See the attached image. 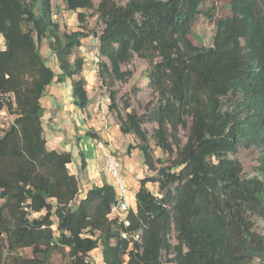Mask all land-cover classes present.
I'll return each instance as SVG.
<instances>
[{"label":"trees","instance_id":"1","mask_svg":"<svg viewBox=\"0 0 264 264\" xmlns=\"http://www.w3.org/2000/svg\"><path fill=\"white\" fill-rule=\"evenodd\" d=\"M64 1L78 20L69 33L53 19L51 0H0V113L14 117L0 127V264H51L54 254L60 264H92L97 248L103 264H264L257 224L264 221V1L225 0L230 14L217 18L208 0ZM79 10H92L101 30ZM200 16L215 27L207 48L189 38ZM90 36L98 39L107 110L122 135L138 139L128 152L138 149L154 174L139 180L126 216L125 231L140 233L139 241L122 239L123 227L108 217L113 187L92 186L79 199L71 152L49 150L43 134L41 99L53 82L70 81L80 111L90 103L84 60L70 61ZM43 41L57 74L40 52ZM135 58L148 65L152 99L143 114L131 108L135 92L119 96L117 88L132 77ZM145 123L155 126L150 136ZM150 140L166 158H153ZM244 144L259 152L252 177L231 157ZM78 157L83 171L82 151Z\"/></svg>","mask_w":264,"mask_h":264},{"label":"rangeland","instance_id":"2","mask_svg":"<svg viewBox=\"0 0 264 264\" xmlns=\"http://www.w3.org/2000/svg\"><path fill=\"white\" fill-rule=\"evenodd\" d=\"M98 1L99 0H93L95 6H97ZM118 1L121 2L122 0ZM51 4L53 8V19L59 23L61 31L69 33L78 30L77 14L67 10V6L64 0H51ZM207 5L208 7L213 6L215 18L220 16H227L230 14L229 6L227 4V1L225 0H208ZM78 12H83L87 14V25L89 28H95L97 32L101 30L102 25L96 22V18L93 16L92 10H79ZM214 31V24L209 22L206 18L200 16L192 27L189 34V38L194 45L203 46L207 48L212 45ZM2 47H4V44L3 39L0 35V49H2ZM40 52L43 58L45 59L46 63L51 67V69L56 74L59 73L55 58L47 47V41L42 42L40 46ZM77 57H81L84 60L82 77L86 81L85 88L90 99V103L87 107V110L89 109L91 113L94 111L98 112L101 117L104 116L108 119L110 118L109 120H112V122L118 125V121L113 113L109 115L103 113L104 107L108 105L109 101L107 99V94L105 90L101 87L100 81L97 76V63L100 60V57L98 55V39L93 36L83 39L81 41V47L74 50L73 54L70 57V61L73 62ZM128 68L132 71V77L126 84L119 85L117 87L119 91V96L134 91L135 95H132L130 102L131 108L134 109L138 114H143L144 106L152 99L151 91L147 87V83L145 80V73L148 68V65L145 61L135 58L130 63ZM69 82L70 81L67 80V83H65L64 85L62 84L58 87L55 86V90H53V92L59 93V98L55 97L54 95L48 94V90L42 100V103L45 104L46 102H48L49 111L52 113L50 114V116L52 117H47L44 120V122H46L45 128L47 132H49L52 136H56L59 133L61 135L63 134L65 138L64 143L66 144L68 142L69 149L73 150L74 147L77 146V144L79 143L80 138L77 135L74 136L72 132H77L82 128V121L85 117L84 115L81 116V111L77 107H74V105H72L71 101L69 100ZM53 103L55 106H53ZM72 107L74 109H72ZM62 113H64L67 117L65 118V123H63L62 119H60V115H62ZM83 113L86 115L87 111L84 110ZM54 117L56 121H59H52ZM13 118L14 117L8 114L6 111H2L0 113V127H2L3 129L7 128L12 123ZM98 125L99 124L97 123V126ZM154 127L155 126L150 123H145V125L143 126V128L147 130L148 136H150V132ZM187 136L188 130L181 129L180 138L183 142L186 141ZM121 138V142L117 140L116 143L118 145L116 144V147L112 146V148L109 149V152L117 159L121 166L120 175L126 183L127 193L129 198L132 200L131 203L134 209V195L138 189L139 180L146 176H153L154 174L149 171L148 168L144 165L142 154L138 149H131L129 152L127 150L129 146H136L139 143L138 139L131 135H123ZM88 140L90 142L94 141V139L91 138H89ZM93 143L97 145L96 141H94ZM149 146L152 150V155L154 159L166 158V156L161 151L155 148L152 140H150ZM84 148H87L86 144H83V146H81V149ZM94 149L96 151L95 154L99 155L100 147L96 146V148ZM231 157L237 160L242 165L243 173L245 176L252 177L256 174V167L259 164V152L254 145L244 144L243 146L238 148L237 154ZM77 177L79 179V176ZM79 182L81 183L80 179ZM108 184H112V181L109 178ZM147 188L152 194L158 195L156 185L148 184ZM257 224L259 230L264 233V221L258 220ZM53 228H55V225H53ZM170 242L174 244L173 239H171ZM22 253L25 256H28L30 254V251L24 250L22 251ZM98 253H100V251H98ZM50 260L51 264H60L65 259L59 254H54Z\"/></svg>","mask_w":264,"mask_h":264},{"label":"crops","instance_id":"3","mask_svg":"<svg viewBox=\"0 0 264 264\" xmlns=\"http://www.w3.org/2000/svg\"><path fill=\"white\" fill-rule=\"evenodd\" d=\"M4 47H2L3 49ZM0 49V50H2ZM69 81V80H68ZM67 83V81L65 82ZM65 83H62L63 85ZM62 84H57V83H52L49 87V91L48 94L50 95H54L55 97L59 98L60 94L53 92V90H55V86L58 87ZM70 85V82L69 84ZM45 96V95H44ZM44 96L41 99V105L44 108V116L42 118V126H43V134L46 140V146L49 150H55L57 152H63V151H69L72 154V163L68 166V168L70 169L72 174H75L76 176H79V179L81 180L80 184V189L82 188V192L80 193V197L79 199H82L85 194L87 193V191L92 187V186H101L104 182L108 183V175L105 171L104 168V158L105 156L110 153L109 149L112 148V146L116 147V142L117 140H119V142H121L122 140V134L119 131V126L112 122V120H109L106 117H101L98 112H90V110L86 109L85 111H87L86 115L83 113V111H81V116L84 115V119L82 121V128L80 130H78L77 132H72V134L75 136L77 135L80 138L79 143L77 144V146L74 147V149L76 150H70L69 149V144L68 142L65 144V138L63 136V134L61 135L60 133L57 134L56 136H52L49 132H47L46 128H45V123L44 120L47 117H52L50 116V114H52L49 111L48 108V102H46L45 104L42 103V100L44 98ZM69 100L72 103V98H71V87H70V97ZM73 105V104H72ZM53 106L54 103H53ZM75 107V106H74ZM72 109H74L72 107ZM46 110V111H45ZM104 114H111L108 112L107 110V106L104 107L103 110ZM107 115V117H108ZM60 119H62L63 123H65V118L66 115L64 113H62V115H60ZM101 118V119H99ZM54 122H58L56 121L55 117L52 120ZM81 121V120H80ZM69 122V121H68ZM97 123L99 124L97 126ZM89 133L92 134H96L97 137H93L91 135H88ZM54 137V138H53ZM72 138V137H71ZM94 139V141H96L97 145L94 144L93 142H90L88 139ZM48 140V141H47ZM83 144H86L87 148L81 149V146H83ZM118 145V144H117ZM100 147V154L96 155V151L94 148ZM78 151H82L87 163L86 169L83 171L79 170L80 167V159L78 157ZM110 179V178H109ZM130 203H131V199L129 198ZM134 204H135V198H134ZM132 205V203H131ZM41 214V213H40ZM37 215L39 214H33L31 218H34L35 216L37 217ZM98 251H100V253H98ZM92 257V258H90ZM89 258L92 264H103L102 262V255H101V248H97L94 251L89 253Z\"/></svg>","mask_w":264,"mask_h":264},{"label":"built area","instance_id":"4","mask_svg":"<svg viewBox=\"0 0 264 264\" xmlns=\"http://www.w3.org/2000/svg\"><path fill=\"white\" fill-rule=\"evenodd\" d=\"M105 169L108 177L112 181V184L110 185L115 192V203L111 206V211L108 217L117 220L123 227V230L120 231V237L122 239L132 237L134 240L139 241L140 233L131 235L125 231L129 226V221L126 219V216L134 209L129 200L126 183L120 175L121 166L117 159L110 153L105 156ZM32 215L33 214H31V217Z\"/></svg>","mask_w":264,"mask_h":264}]
</instances>
